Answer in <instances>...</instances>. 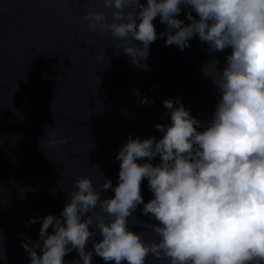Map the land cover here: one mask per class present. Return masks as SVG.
<instances>
[{
  "label": "clouds",
  "instance_id": "1",
  "mask_svg": "<svg viewBox=\"0 0 264 264\" xmlns=\"http://www.w3.org/2000/svg\"><path fill=\"white\" fill-rule=\"evenodd\" d=\"M102 4L110 17L89 10L82 19L90 31L110 33L120 50L115 54L123 52L133 66L147 70L149 46L161 37L181 51L193 37L206 43L213 58L201 71L212 80L218 99L203 122L178 98L164 100L170 124H155L163 134L159 139L128 136L115 155L120 162L115 187L104 179L96 190L89 177L78 176L72 191L60 188L68 194L60 215L29 220V225L41 221L38 239L21 241L30 264H66L72 250L79 261L67 264H91L93 253L106 264H148L149 257L166 264H264V0ZM182 6L187 24L178 18ZM157 17L166 26L159 34L153 23ZM226 49L231 51L220 68L215 54ZM61 131L47 130L49 148L67 143ZM157 158L155 165L143 162ZM144 179L152 193L147 203L141 195ZM110 189L114 196L101 195ZM139 205L142 215L155 222L133 223L149 229L153 239L129 228ZM90 241L92 250H87Z\"/></svg>",
  "mask_w": 264,
  "mask_h": 264
},
{
  "label": "water",
  "instance_id": "2",
  "mask_svg": "<svg viewBox=\"0 0 264 264\" xmlns=\"http://www.w3.org/2000/svg\"><path fill=\"white\" fill-rule=\"evenodd\" d=\"M89 10L110 17L102 0H0V236L6 256L0 264H30L21 241L35 242L41 221L29 220L59 216L78 176L89 177L96 190L104 179L115 187V155L128 136L159 139L163 134L155 124H170L164 100L178 98L202 122L215 109L218 94L201 71L213 58L206 43L193 37L181 51L158 38L149 46L144 70L123 52L115 54L120 50L110 33L88 29L82 17ZM186 11L182 6L178 17L185 24ZM153 23L158 34L165 31L158 17ZM230 51L215 54L218 67ZM54 127L67 143L49 148L47 130ZM143 162L155 165L159 159ZM141 195L145 203L152 198L147 179ZM142 207L129 218V228L150 240V230L133 223L155 222L142 215ZM64 261H79L75 250ZM91 264L106 262L93 253ZM148 264L166 261L149 257Z\"/></svg>",
  "mask_w": 264,
  "mask_h": 264
}]
</instances>
